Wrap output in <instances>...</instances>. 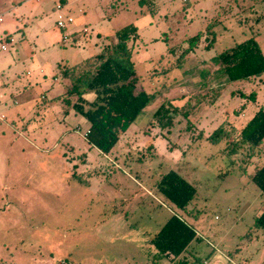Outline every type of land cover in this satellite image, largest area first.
Here are the masks:
<instances>
[{"label": "rangeland", "instance_id": "1", "mask_svg": "<svg viewBox=\"0 0 264 264\" xmlns=\"http://www.w3.org/2000/svg\"><path fill=\"white\" fill-rule=\"evenodd\" d=\"M58 1L0 0V43L14 38L0 49V264H171L153 261L148 238L175 212L198 235L180 256L198 258L191 264H263L264 235L250 227L264 192L250 174L264 143L227 145L264 109V73L229 82L216 54L252 35L264 53V0H65L75 17L65 30L55 24ZM217 17L213 47L201 42L177 64L186 39ZM130 23L136 90L153 97L103 154L83 121L63 120L57 63L82 62ZM212 86L222 87L217 101L197 103ZM162 102L177 108L168 129L153 117ZM220 124L234 129L230 139L209 138ZM170 169L196 187L187 211L155 186Z\"/></svg>", "mask_w": 264, "mask_h": 264}, {"label": "trees", "instance_id": "2", "mask_svg": "<svg viewBox=\"0 0 264 264\" xmlns=\"http://www.w3.org/2000/svg\"><path fill=\"white\" fill-rule=\"evenodd\" d=\"M144 1L140 0V2ZM116 2L117 0H113L111 5ZM157 7L158 5L154 2L150 1L148 4L150 10L154 11ZM219 21L218 17L210 19L203 30H198L186 39L188 45L177 58V64L182 62L195 47H200L201 42L204 50H210L213 47L216 40L214 25ZM115 36L117 38L115 42L103 44L100 51L82 62L73 66L61 63L57 65L65 88L63 93L55 96L54 99L60 101L63 117L70 110L82 116L89 123L86 128L88 129L86 140L103 154L112 151L121 135L126 132L153 97V93L136 90L137 79L131 60L133 47L130 44V40L137 37L136 26L132 23L127 24L118 29ZM216 57L229 82L251 81L264 73V53L255 35L233 46L225 47L216 54ZM89 91L95 94L92 101H87L83 97ZM221 91V86L204 88L202 93L196 95L195 101L213 104L220 97ZM236 91L239 96L254 100V91L246 92L240 89ZM176 110L177 108L174 107L172 111ZM172 111L165 102L158 106L153 117L160 127L168 129L172 126ZM183 114L185 117L188 116L187 111ZM233 130L231 126L220 124L209 138L225 136L230 139ZM239 141L248 142L252 146L264 143L263 108H259L252 115L240 129L238 138L231 139L227 148ZM250 179L264 192V163L254 168ZM155 186L167 201L177 209L185 211L197 192L193 182L173 169L161 174ZM253 228L260 230L264 235V200L262 211L255 217L250 227V229ZM197 238L198 235L191 224L180 214L172 213L148 238L149 244L155 251L153 261L161 257H168L171 264H191L198 261V258L189 261L180 257L190 242Z\"/></svg>", "mask_w": 264, "mask_h": 264}, {"label": "built area", "instance_id": "3", "mask_svg": "<svg viewBox=\"0 0 264 264\" xmlns=\"http://www.w3.org/2000/svg\"><path fill=\"white\" fill-rule=\"evenodd\" d=\"M54 10L56 12V26L57 28L61 30H65L69 25H72L75 21L74 16L64 12V4H62L60 1H58L54 5ZM1 20V18H0ZM83 31H86V28H83ZM68 39L67 35L63 36V41H66ZM14 42V39L12 37H7L4 41L0 43V49L5 50L8 46H10L11 43ZM88 132V129H86L83 132V136L85 138L86 134ZM217 218V216H215Z\"/></svg>", "mask_w": 264, "mask_h": 264}, {"label": "crops", "instance_id": "4", "mask_svg": "<svg viewBox=\"0 0 264 264\" xmlns=\"http://www.w3.org/2000/svg\"><path fill=\"white\" fill-rule=\"evenodd\" d=\"M37 1H39V0H37ZM60 2L62 3V4H64V12H66V13H69V14H71L70 12H69V9H67V6H68V3L65 1V0H60ZM66 8V9H65ZM1 18V17H0ZM56 19V18H55ZM74 19H75V17H74ZM2 21V19L0 20V22ZM20 21V20H19ZM75 22V21H74ZM73 25V24H72ZM86 28V27H85ZM83 30V29H82ZM87 28H86V31L85 32H87ZM82 32H84V31H82ZM73 38L75 39V37H76V33L75 34H73ZM13 38V37H12ZM14 39V38H13ZM11 45H12V43L10 44V46H8L5 50H7V49H9L10 47H11ZM2 50V49H1ZM59 63H57V65H58ZM40 72H43V70L42 69H40ZM53 80H58V78L56 77V76H54L53 77ZM61 93H63V92H61ZM61 93H59V94H61ZM59 94H57V95H59ZM83 97L87 100V101H92L93 99H94V97H95V94H94V92H92V91H89V92H86L84 95H83ZM78 117H80L79 119H78ZM68 118H69V121L72 119L73 121H74V119H76V121L75 122H73V124H74V126H77L78 124H79V122H81V121H83V123H81V124H83L84 126H85V128H88V126H89V123L82 117V116H80L79 114H76L73 110H70L64 117H63V120L64 121H68ZM260 214V213H259ZM258 214V215H259ZM227 258L228 259H226V260H229V261H232L231 260V258H230V256H227ZM263 261H264V259H263ZM262 261V262H263ZM234 262V261H233ZM246 261H244V263H245ZM203 264H208L207 262H203ZM234 264H238V263H234Z\"/></svg>", "mask_w": 264, "mask_h": 264}, {"label": "water", "instance_id": "5", "mask_svg": "<svg viewBox=\"0 0 264 264\" xmlns=\"http://www.w3.org/2000/svg\"><path fill=\"white\" fill-rule=\"evenodd\" d=\"M264 264V263H263Z\"/></svg>", "mask_w": 264, "mask_h": 264}]
</instances>
